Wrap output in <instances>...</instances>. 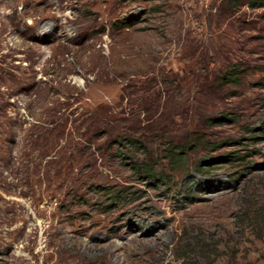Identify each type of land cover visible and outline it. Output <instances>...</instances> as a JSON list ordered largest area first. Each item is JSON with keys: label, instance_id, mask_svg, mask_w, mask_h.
I'll list each match as a JSON object with an SVG mask.
<instances>
[{"label": "rangeland", "instance_id": "1", "mask_svg": "<svg viewBox=\"0 0 264 264\" xmlns=\"http://www.w3.org/2000/svg\"><path fill=\"white\" fill-rule=\"evenodd\" d=\"M252 1L0 0V264H264Z\"/></svg>", "mask_w": 264, "mask_h": 264}, {"label": "trees", "instance_id": "2", "mask_svg": "<svg viewBox=\"0 0 264 264\" xmlns=\"http://www.w3.org/2000/svg\"><path fill=\"white\" fill-rule=\"evenodd\" d=\"M231 1V3H232V5H231V7L232 8H234L236 5H239L240 3H241V0H230ZM252 6H255V7H264V0H256V1H252L251 3H250ZM126 25H129L130 23L129 22H127V23H125ZM219 82L221 83V84H223V83H231V84H238V82H239V79H238V77H237V75L235 74V73H232V72H225L220 78H219ZM133 114V116L132 117H137V116H139V113L137 112H134V113H130V115H132ZM92 118L90 119L91 121H90V123L91 124H89V126H90V129H92L91 130V132H97V126L98 125H100V124H104L105 125V127H107V123L105 124V121H106V119L105 118H100V116L99 115H94V116H91ZM170 125H171V122H168V123H166V126L167 127H170ZM130 132H131V130H130ZM131 133H135V132H131ZM136 134V133H135ZM159 136V135H158ZM118 138L120 139V141H118L117 143L118 144H121V141L124 139V137L123 136H118ZM172 141L173 140H168V141H166V149H165V151H167L168 153H173V151L172 150H170V149H172V148H174V147H177V145H172L173 143H172ZM189 143V142H188ZM187 143V144H188ZM192 145H186V147L187 148H189V147H191ZM182 148H183V146H182ZM177 149V148H176ZM175 154V156H177V157H180L181 156V154H183L182 152H175L174 153ZM170 157H172V155H170ZM149 172V174H150V171H148Z\"/></svg>", "mask_w": 264, "mask_h": 264}]
</instances>
